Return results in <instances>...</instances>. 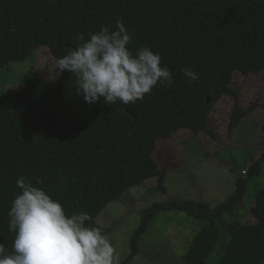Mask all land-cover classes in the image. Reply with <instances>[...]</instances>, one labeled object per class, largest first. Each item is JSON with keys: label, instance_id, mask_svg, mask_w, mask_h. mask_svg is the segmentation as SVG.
<instances>
[{"label": "trees", "instance_id": "1", "mask_svg": "<svg viewBox=\"0 0 264 264\" xmlns=\"http://www.w3.org/2000/svg\"><path fill=\"white\" fill-rule=\"evenodd\" d=\"M117 20L134 33L133 51L148 46L161 54L173 84H158L134 105H110L103 98L88 104L67 70L50 82L33 71L22 88L0 91V243L9 248L14 233L8 211L21 192L20 177L42 181L69 213L87 212L92 221L86 223L95 226L109 202L161 174L155 136L179 129L211 132L210 114L226 94L236 100L232 128L247 113L232 80L236 71L264 70V0H0V79L13 61L29 59L38 47L59 59L76 47L77 34L87 39ZM186 67L199 79L185 77ZM263 171L264 152L216 206L173 199L145 208L122 264H131L151 220L168 209L205 222L183 256L186 263L264 264V186L249 205L254 222L231 215Z\"/></svg>", "mask_w": 264, "mask_h": 264}, {"label": "rangeland", "instance_id": "2", "mask_svg": "<svg viewBox=\"0 0 264 264\" xmlns=\"http://www.w3.org/2000/svg\"><path fill=\"white\" fill-rule=\"evenodd\" d=\"M57 61L48 47H38L29 59L11 63L6 77L0 79V91L22 88L26 75L33 71L45 82L54 81L61 74L56 69ZM232 87L247 111L240 125L231 127L236 100L226 94L210 114L211 132L195 134L190 129H179L170 137L155 136L153 156L161 174L131 186L97 217L95 226L104 229L120 255V264L131 252L130 238L140 226L145 208L173 199L216 206L229 198L238 178L247 175L250 165L264 152V70L249 74L236 71ZM263 186L264 171L251 180L231 215L240 214L243 222H254L249 205L254 203L257 188ZM204 226L205 222L186 211H159L142 236L131 264H188L183 256Z\"/></svg>", "mask_w": 264, "mask_h": 264}, {"label": "clouds", "instance_id": "3", "mask_svg": "<svg viewBox=\"0 0 264 264\" xmlns=\"http://www.w3.org/2000/svg\"><path fill=\"white\" fill-rule=\"evenodd\" d=\"M134 33L123 20L114 27L102 26L96 32L77 34L75 48L57 61L59 72L76 77L77 94L88 104L103 98L107 104L120 101L134 105L158 84L172 86L173 75L162 56L151 47L133 51ZM190 80L199 79L191 67L182 69ZM25 177L16 181L21 192L8 211V230L14 233L11 247L0 243V264H120V255L101 226L87 212L69 213L66 206Z\"/></svg>", "mask_w": 264, "mask_h": 264}, {"label": "water", "instance_id": "4", "mask_svg": "<svg viewBox=\"0 0 264 264\" xmlns=\"http://www.w3.org/2000/svg\"><path fill=\"white\" fill-rule=\"evenodd\" d=\"M209 100H211V97L209 96V98H208Z\"/></svg>", "mask_w": 264, "mask_h": 264}]
</instances>
